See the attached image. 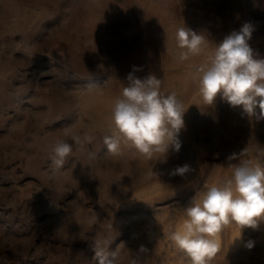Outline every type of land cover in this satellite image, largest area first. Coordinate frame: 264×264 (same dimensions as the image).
I'll use <instances>...</instances> for the list:
<instances>
[{
    "label": "rangeland",
    "instance_id": "rangeland-1",
    "mask_svg": "<svg viewBox=\"0 0 264 264\" xmlns=\"http://www.w3.org/2000/svg\"><path fill=\"white\" fill-rule=\"evenodd\" d=\"M245 23L259 57L264 0H0V264H98L93 240L111 241L118 264H190L170 238L183 209L228 178L239 163L230 156L264 166V120L219 95L207 104L194 78ZM183 26L209 40L189 61L178 59ZM129 74L154 75L162 93L177 94L186 111L178 151H107ZM76 132L93 142L53 174L55 141ZM216 240L208 264H264V222L242 231L230 222Z\"/></svg>",
    "mask_w": 264,
    "mask_h": 264
},
{
    "label": "clouds",
    "instance_id": "clouds-1",
    "mask_svg": "<svg viewBox=\"0 0 264 264\" xmlns=\"http://www.w3.org/2000/svg\"><path fill=\"white\" fill-rule=\"evenodd\" d=\"M252 31V26L245 23L239 31L227 35L216 44L208 63L194 69V78L207 104L212 105L219 95L231 107H240L249 118L259 121L264 120V58H259L248 43ZM176 40L181 61L204 54L209 41L184 26L177 29ZM128 81L114 102L113 127L103 137L107 151L121 155L124 148H131L149 159L156 152L165 154L170 146L178 151V134L184 127L186 111L177 94L162 93L161 80L154 75L142 80L129 74ZM94 86L90 83L87 87ZM92 142V135L84 132L72 133L68 140H56L49 157L51 172L58 173L70 156L85 151ZM232 159L239 163L230 165L228 178L222 184L206 187L198 199L195 196L183 209L181 228L170 234L190 264H208L218 251L216 236L224 225L234 222L242 231L264 222V166L240 160V156L232 155L229 160ZM189 170L184 165L173 174L183 176ZM110 243L93 240L90 245L98 264H118L116 253L108 250ZM246 246L251 248L253 243Z\"/></svg>",
    "mask_w": 264,
    "mask_h": 264
},
{
    "label": "crops",
    "instance_id": "crops-1",
    "mask_svg": "<svg viewBox=\"0 0 264 264\" xmlns=\"http://www.w3.org/2000/svg\"><path fill=\"white\" fill-rule=\"evenodd\" d=\"M259 58H264V52L263 54H260Z\"/></svg>",
    "mask_w": 264,
    "mask_h": 264
}]
</instances>
